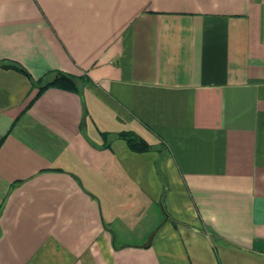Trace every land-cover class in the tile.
Segmentation results:
<instances>
[{
    "label": "crops",
    "instance_id": "0c3cea01",
    "mask_svg": "<svg viewBox=\"0 0 264 264\" xmlns=\"http://www.w3.org/2000/svg\"><path fill=\"white\" fill-rule=\"evenodd\" d=\"M0 264H264V0H0Z\"/></svg>",
    "mask_w": 264,
    "mask_h": 264
},
{
    "label": "trees",
    "instance_id": "16d2710c",
    "mask_svg": "<svg viewBox=\"0 0 264 264\" xmlns=\"http://www.w3.org/2000/svg\"><path fill=\"white\" fill-rule=\"evenodd\" d=\"M72 78L71 77H67L66 75H62L60 78L56 79V81L54 82H57V81H68V82H71ZM126 138H127V141L128 143L130 144V146L136 150H144L146 149V146H145V143L143 141H140L138 139V137L136 136H133V135H130V134H126L124 133L123 134Z\"/></svg>",
    "mask_w": 264,
    "mask_h": 264
}]
</instances>
